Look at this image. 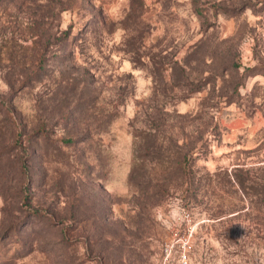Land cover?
<instances>
[{
	"label": "rangeland",
	"instance_id": "1",
	"mask_svg": "<svg viewBox=\"0 0 264 264\" xmlns=\"http://www.w3.org/2000/svg\"><path fill=\"white\" fill-rule=\"evenodd\" d=\"M0 264H264V0H0Z\"/></svg>",
	"mask_w": 264,
	"mask_h": 264
}]
</instances>
